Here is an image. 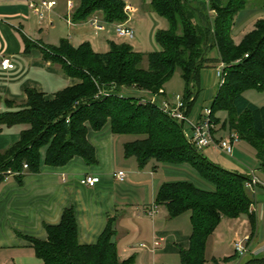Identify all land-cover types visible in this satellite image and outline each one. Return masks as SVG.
<instances>
[{
    "label": "trees",
    "instance_id": "16d2710c",
    "mask_svg": "<svg viewBox=\"0 0 264 264\" xmlns=\"http://www.w3.org/2000/svg\"><path fill=\"white\" fill-rule=\"evenodd\" d=\"M145 1L167 23L154 33L157 49L141 53L127 43L108 41L105 51H94L86 41L72 45L65 38L56 45L41 46L44 60L58 64L79 81L50 98L27 89L23 102L0 111V124L26 125L18 139L0 151V181L7 173L19 180L23 172H37L41 163L64 165L73 156L93 165L96 160L85 137V124L98 130L107 122L113 134L131 135L122 144V153L133 156L138 168L151 160L185 163L208 186L202 189L187 180L164 182L153 197L169 217L189 212V244L178 249V256L183 264H204L206 239L221 217L246 214L252 219L248 212L252 193L247 185L253 176L212 162L183 135L181 121L161 112L155 103L137 101L144 92L161 89L164 94V83L178 71L187 115L198 92L199 70L222 62L224 75L211 98L209 117L216 127L214 113L223 110L226 117L220 128L245 140L253 149L255 169L264 172V104H252L242 95L247 89H264V17L234 43V16L251 0ZM123 5L122 0H77L70 21L80 23L98 15L105 24L121 22ZM122 87L131 91L122 92ZM113 220L107 216L95 241L81 244L69 207L62 210L58 223L44 226V240L27 239L40 264H132V256H117ZM243 264H264V256L249 255Z\"/></svg>",
    "mask_w": 264,
    "mask_h": 264
},
{
    "label": "crops",
    "instance_id": "0c3cea01",
    "mask_svg": "<svg viewBox=\"0 0 264 264\" xmlns=\"http://www.w3.org/2000/svg\"><path fill=\"white\" fill-rule=\"evenodd\" d=\"M28 1L0 0V57L9 55L14 63L11 70H0V111L23 102L27 89H34L45 98H50L54 92L79 81L66 75L58 64L44 60L41 46L56 45L59 39H67L70 34L73 35L72 39L67 40L72 45L86 41L93 49L95 44L92 38L84 37L83 26H78L84 22L66 23L65 18H69L70 12L66 2L65 11H62L56 7L54 0V5L49 10L43 9L42 18L38 20L28 8ZM254 1H249L234 16L231 27L234 43H238L252 29L257 19L264 17V0ZM124 3L130 6L131 12L134 11L128 2ZM129 23L130 19L126 24L130 26ZM106 25L97 33L91 32L94 37L101 33L103 36L100 39L107 43L113 31L111 24L110 28ZM117 39L121 41L114 42L129 41ZM258 92L262 97L260 103L246 99L252 104L263 105L264 89ZM85 125V137L94 150L96 162L93 165H86L80 157L73 156L64 165L53 167L41 163L37 172H23L19 180L7 173L0 181V264H40L27 238L44 240V226L58 223L62 210L69 207L73 211L79 243H93L106 217L113 216L112 238L119 259L132 256V264H183L178 249H186L189 244V212L183 211L169 217L162 204H156L152 216H148L145 210L153 202L155 191L161 183L187 180L202 189L208 186L185 163H155L151 160L138 168L133 156L125 157L122 153V144L131 139L130 135L113 134L107 122L98 130H92L87 123ZM24 128L25 124H0V151L15 142ZM220 131L222 133H213L215 139L226 135L224 129L220 128ZM202 151L209 160L225 169L255 177L259 185L248 186L252 193L248 212L253 217L254 200L264 202V184L253 172L242 171L235 161L227 158L229 155L221 153L217 148L208 147ZM118 169L126 173L122 182L113 178V172ZM86 174L98 177L94 186L81 183L80 179ZM239 216L221 217L219 223L227 226V221L234 219L243 224L242 216ZM254 223L252 230L249 233L248 230L244 231L242 237L248 238V249L244 255L236 259L231 243V252L207 256L206 246L211 233L205 242L206 261L209 259L212 264H216L215 260L229 257L228 262L236 260V264H243L249 255L264 256V235L260 234L262 224L257 219ZM154 241L157 244H153Z\"/></svg>",
    "mask_w": 264,
    "mask_h": 264
},
{
    "label": "rangeland",
    "instance_id": "374dc122",
    "mask_svg": "<svg viewBox=\"0 0 264 264\" xmlns=\"http://www.w3.org/2000/svg\"><path fill=\"white\" fill-rule=\"evenodd\" d=\"M57 5L56 7L61 8L62 11H65V2L66 0H55ZM123 2H128L133 8L134 11L128 14V19H130V26L134 30V37L132 40H129L127 43L130 45L134 50L139 51L141 53H146L149 51H152L154 49H157V45L154 41V33L157 30L165 29L167 27V23L165 19L161 16H159L157 13L151 11L147 5L145 0H122ZM192 2H196L198 0H190ZM73 5L69 12V19L71 18L72 9L75 6L77 0H72ZM252 2H255L252 0ZM259 2V0L257 1ZM98 18L100 16L97 15ZM101 19V18H100ZM71 20V19H70ZM83 23V22H82ZM84 24V23H83ZM79 25L83 26V30L85 32L84 37L92 38L94 40V46L93 49L95 51H105L107 49V43L106 40H101V36H103L101 33L99 36H92L91 29L87 27L86 25ZM106 25V24H105ZM107 28H110L111 26L109 24L106 25ZM73 35H69L66 37L67 39L71 38ZM111 40L109 41H121L117 39V37L113 36V34L110 35ZM72 39V38H71ZM99 40V41H98ZM76 41V40H75ZM77 42H75L76 44ZM217 65V64H216ZM216 65H213L211 67H205L199 70L198 73V92L190 106L189 112L186 115V120L182 122V132L189 135V126L187 122L195 121L197 117L202 113V109L208 108L210 104V100L212 98V95L217 87L218 79L214 74V69ZM163 90L165 95H169L170 97L174 95L181 96L182 90H183V83L182 80L178 74V71H174L169 79L164 83ZM122 92H128L131 91L130 89H125L124 87L121 88ZM157 92V91H156ZM155 92V94H156ZM259 92L255 89H247L242 94L245 98H247L249 101H254L256 103H260L262 101L261 94H258ZM142 94V93H141ZM163 93H159L160 97H156V99L166 98V96ZM147 94L144 92L142 96H146ZM263 96V95H262ZM139 102V99L137 101ZM214 117L218 119V122L216 124V131H219V133H222L220 131V125L222 122L225 121L226 113L223 110H217L214 113ZM131 136V135H130ZM129 136V137H130ZM233 161L236 162L237 166L242 171H250L253 172L254 175L259 179V181L264 184V172L261 170H256L255 167L257 166L253 149L251 146L243 139L239 140L237 143L235 142L232 145V152L227 157ZM255 169V170H254ZM258 183V182H257ZM253 186V184H250ZM261 206L263 207V210L261 209ZM255 211L253 209V217L252 219L248 218L246 214L241 215V219L243 220V224H241L238 221L228 220L227 226H225L224 223H219L216 225L212 232V238L210 237L207 246H206V255H223L227 252H231V243H233L236 240L242 239L244 236V231L248 230L249 233L250 230H252V225H254L256 222V219L261 222V229L260 234L264 235V202L262 200H254V206ZM225 219V218H224ZM224 222V221H223ZM264 238V237H263ZM262 238V239H263ZM233 250V249H232ZM240 256H236L235 258H239ZM216 264H236V260L232 262H228V259H222L215 260ZM204 264H212V261L209 259L204 262Z\"/></svg>",
    "mask_w": 264,
    "mask_h": 264
},
{
    "label": "built area",
    "instance_id": "2783aa9c",
    "mask_svg": "<svg viewBox=\"0 0 264 264\" xmlns=\"http://www.w3.org/2000/svg\"><path fill=\"white\" fill-rule=\"evenodd\" d=\"M206 1V0H203ZM54 5V0H37L32 1L29 0L27 2V6L29 9H31L38 20H41L42 18V10H49L51 6ZM73 2L72 0H66V6L70 10L72 8ZM123 13L125 15V18L121 22H115L111 23L112 31L115 37L117 38H124L127 40H131L134 37V32L132 28L127 25L128 21V14L131 13L130 6L126 3L123 5ZM65 21L67 24H70L71 21L69 18H65ZM85 24L94 32L97 33L104 29L105 23L97 17V15H91L89 16L85 21ZM223 66L224 64L222 62H219L215 69L214 74L218 79V84L221 83L224 72H223ZM14 67L13 60L11 56L9 55H2L0 57V70L2 72H6L8 70H11ZM159 93H162L161 89H158L156 94L155 93H146V96H141L139 98V102L145 103H155L157 107L161 110V112L165 113L167 116L174 118L178 121H185L186 120V114L185 112V106L182 102L181 96L174 95L170 98H159L156 99V97L159 95ZM189 128H190V134L187 135L183 132V135L187 138V140L191 141L196 148L198 149H206L208 147H214L217 148L221 153L230 155L232 152V145L234 142L238 140L235 133L226 134L224 137L218 139V141L214 140V137L212 135V129L214 128V124L212 123V120L209 117V109L203 108L202 113L199 115V117L195 121L187 122ZM25 164L22 165L23 168H25ZM113 178L116 181H124L126 178V173L124 170H116L113 172ZM81 183H83L86 186H94V184L98 181V177L93 174H86L82 176L80 179ZM255 182V177L251 178V182L247 185L250 186V184ZM156 203L152 202L145 210V213L148 216H152L156 211ZM248 238L244 237L240 240H236L232 243V249L236 256H242L247 251V247L245 246V242ZM153 244H157L156 241L153 242Z\"/></svg>",
    "mask_w": 264,
    "mask_h": 264
}]
</instances>
